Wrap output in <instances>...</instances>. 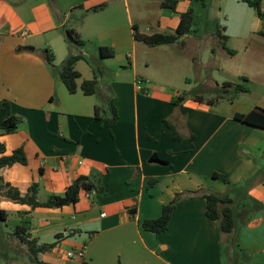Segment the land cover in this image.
I'll list each match as a JSON object with an SVG mask.
<instances>
[{"label": "crops", "instance_id": "1", "mask_svg": "<svg viewBox=\"0 0 264 264\" xmlns=\"http://www.w3.org/2000/svg\"><path fill=\"white\" fill-rule=\"evenodd\" d=\"M163 1L57 0L54 11L49 0H0V101H9L22 119L15 133L0 134L5 146L0 158L19 149L27 158L26 165L0 168V177L22 196L36 185L40 202L64 196L80 177L95 184L89 196L82 190L76 204L60 209L31 210L0 196V215L3 211L6 218L0 216V227L10 224L15 231L24 226L39 245L55 244L40 254L44 264H227L218 222L207 217L206 200L192 196L200 190L230 193L238 214L235 236L251 254L247 264H264V129L234 117L264 110V93L251 87L234 103L215 105L198 101L196 97H205L195 94L185 96L176 109L172 100L183 95L158 88L155 81H169L178 65L187 73L183 77L189 87L199 66L195 56L183 53L185 38L149 47L136 41L135 28L148 36L174 33L182 14L194 9L197 15L199 1L176 0L175 11L163 9ZM217 2L219 16L226 17L227 44L261 37L264 21L246 0ZM262 7L264 11V0ZM66 30H73L83 45L67 41ZM102 50H112L113 57L103 56ZM47 51L54 55V68L44 58ZM73 55L82 56L76 64L81 76L75 94L60 79ZM235 73L228 82L249 79L240 70ZM95 78L103 104L81 89ZM139 78L150 83L139 89ZM111 92L119 116L113 128L95 121L99 104L105 118L111 117ZM167 119L186 139H173ZM215 173L225 175L233 188L215 179ZM253 177V186H247ZM151 180L156 182L148 188ZM177 195L182 198L168 230L145 231L142 223L160 218ZM3 246L17 250L14 256H28L14 234L8 237L3 231L0 253ZM70 252H83L84 258H70Z\"/></svg>", "mask_w": 264, "mask_h": 264}, {"label": "trees", "instance_id": "2", "mask_svg": "<svg viewBox=\"0 0 264 264\" xmlns=\"http://www.w3.org/2000/svg\"><path fill=\"white\" fill-rule=\"evenodd\" d=\"M199 2H205V0H197ZM52 9L58 11L57 0H49ZM246 3L256 10L259 17L264 21V11L262 7V0H246ZM162 8L175 11L177 7L176 0H164L162 2ZM205 6V4H203ZM97 10V9H94ZM196 13L194 9H190L187 13L182 14L181 23L178 29L174 33L169 34H154L151 36L140 34L138 29L135 28L134 37L136 41L142 42L149 47H160L173 45L180 43L187 34H189L194 26L196 20ZM225 30V28H224ZM66 39L69 42L76 43L77 45H83V42L79 39L78 35L73 30H66ZM260 35L264 37V29L260 32ZM218 36L223 40V47L231 55H235L236 52L231 50L227 44V37L222 34L221 31L218 32ZM108 57H113L114 53L112 50H102V54ZM47 64L51 67H55L54 55L47 51L44 56ZM82 59L81 55L71 56L64 64L61 72L60 79L66 85L71 94H75L78 91L77 80L80 78V73L76 70V64ZM249 79L243 78L242 83H231L225 82L221 89V94L215 99H205L203 97H196L200 102L207 101L210 105L218 104L222 101H229L234 103L240 94L249 93L251 87L249 85ZM219 86V85H218ZM82 91L87 96L97 95L99 100L103 104L105 98L98 89V81L95 78L92 81H84L81 86ZM185 95L174 98L172 104L176 109H179L185 100ZM102 104L97 105L95 109V121H106L110 128L115 127L118 121V111L114 104L113 92L110 93V100L108 101L109 110L111 112L110 118H105L104 110ZM235 119L243 124L262 128L264 129V110L255 109L248 114H236ZM172 119L165 120L166 126L172 130L173 139L177 142L186 139L185 136L180 134L174 125L172 124ZM22 124V119L15 115L11 108V103L9 101H0V134L7 135L15 133ZM190 139L194 140L195 135H191ZM0 152L5 153V146L0 144ZM15 164H27V158L22 149L15 151L10 156H2L0 158V168L11 167ZM215 179L222 181L223 183L229 185L233 188L228 178L223 174L215 173L213 175ZM254 177L247 181V186H253ZM155 180L149 182L148 188H151ZM95 189V184L90 181L88 177H80L70 185L65 192L64 196H51L45 202H40L37 199L38 187L34 185L27 196H22L20 191L13 187L9 183H5L4 179L0 177V196L10 199L12 202L22 205H28L31 210L37 208H48V209H60L65 206L74 205L79 201V194L82 190L87 192H92ZM193 197L204 198L207 202L206 215L209 219L217 221L219 224V229L221 233L225 236V244L228 245L227 248V264H247L251 259V254L241 249L237 237L235 236V231L238 225V214L235 210L234 199L230 196V193H218L210 190H200L192 195ZM182 196L177 195L175 199L163 207L162 215L158 219L145 220L142 223V227L145 231L152 232L155 234H160L166 232L169 228V224L173 215V212L177 206V203L181 200ZM261 206V205H260ZM262 207V206H261ZM1 220L6 221L4 212L1 211ZM14 235L18 237L21 244L25 245L27 248V255L32 263L44 264L40 261V254L49 253L55 248V244H38L37 240L31 239V235L28 234L27 229L24 226L18 227L14 231ZM241 255V257H240ZM84 257H82L83 259ZM83 264H89V262H84Z\"/></svg>", "mask_w": 264, "mask_h": 264}, {"label": "rangeland", "instance_id": "3", "mask_svg": "<svg viewBox=\"0 0 264 264\" xmlns=\"http://www.w3.org/2000/svg\"><path fill=\"white\" fill-rule=\"evenodd\" d=\"M217 1L205 0L204 3L197 2L195 4L197 17L192 31L185 36L183 42L187 43L183 53H192L195 56L194 60L199 64L189 87L185 88L187 83H185L183 77L187 73L182 67L177 65L169 81H155V85L158 88H165L167 92H172L173 95H177L180 92L187 98L197 94L205 98L215 99L221 94L219 87H222L225 82L232 80L231 78L236 74L235 71L240 70L243 72L242 74L249 77L251 81L249 82L250 87H253L257 93H264L261 88L264 83V37L255 36L246 41L232 39L226 44L228 47L238 50L239 53L238 55L229 54L223 47V40L218 36L219 31L225 35L226 17L219 16L221 6L218 5ZM203 59L206 66H202ZM155 71L157 72L156 74L161 75L159 70ZM148 82L150 83V81ZM245 97L252 100L255 99L253 95L246 94ZM3 231L7 233L8 237L14 234L10 224L0 227V235ZM6 242H8L10 247L15 248L11 240ZM225 246L228 248V245L225 244ZM16 251H6L3 246L2 253H0L2 256L0 257V264L11 263L14 258H17L20 264H37L32 263L26 255L17 253V256H14ZM9 252L11 253L9 254Z\"/></svg>", "mask_w": 264, "mask_h": 264}, {"label": "built area", "instance_id": "4", "mask_svg": "<svg viewBox=\"0 0 264 264\" xmlns=\"http://www.w3.org/2000/svg\"><path fill=\"white\" fill-rule=\"evenodd\" d=\"M144 83H149V82L143 80L142 78H139V79L137 80V86L139 87V89H141V87H142V85H143ZM87 193H88L87 195L89 196L91 192H87ZM68 257H70V258H74V257L82 258V257H84V255H83V252H81V253H79V254H77V253H75V252H70V253H68Z\"/></svg>", "mask_w": 264, "mask_h": 264}]
</instances>
